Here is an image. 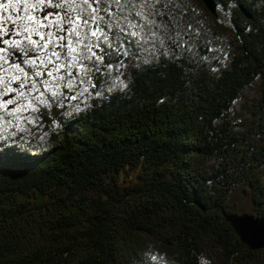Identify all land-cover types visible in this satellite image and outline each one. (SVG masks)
<instances>
[{"label":"trees","instance_id":"1","mask_svg":"<svg viewBox=\"0 0 264 264\" xmlns=\"http://www.w3.org/2000/svg\"><path fill=\"white\" fill-rule=\"evenodd\" d=\"M215 1L149 0L137 49L129 0L93 4L110 14L92 80L119 65L118 88L62 131L42 108L49 149L0 151V264H264L224 216L237 194L264 215V0Z\"/></svg>","mask_w":264,"mask_h":264},{"label":"snow or ice","instance_id":"2","mask_svg":"<svg viewBox=\"0 0 264 264\" xmlns=\"http://www.w3.org/2000/svg\"><path fill=\"white\" fill-rule=\"evenodd\" d=\"M82 2L88 8H91V12L87 16L79 13L76 15L71 14L76 13V8L72 7L76 3V0H58L55 4H53V0H36L35 3H31L30 0H15L16 4H23L25 6L23 8L24 14L18 15L15 19L0 16V45H3L0 46V73L7 74L9 67L17 69L20 73H24L23 77L19 74L13 75L7 84L5 83L4 75H0V110H7L8 114L12 116L29 111H38L36 104L47 103L43 99L46 91L51 90L53 97L57 95L55 89H59L61 87L59 81L64 80L63 70L67 69V75L72 77V80H69L64 86L71 88L74 86L75 81V76H73L71 69L76 66L77 61H80L81 69L88 68V66L83 64V61L91 60L96 56V53L92 51L91 44L84 42L87 36L82 34V30L85 28L91 30L92 26H95V30H91V36L97 37V34L103 31L99 27V21L104 19L100 15V12L109 13V9L93 7V4L100 5L102 0H82ZM115 2L119 4L120 0H115ZM148 2L149 0H140V10L136 14L148 25H154L156 22L149 19V16L143 11L144 5ZM152 2L154 5H159L161 0H152ZM45 4L61 9L64 12L59 22L49 19L53 15L51 12H46L42 19L32 14L38 5ZM12 5L13 0H8V3H0V9L7 11ZM65 5H68V8H65ZM56 15L59 16L60 14L56 13ZM5 19L11 20L13 24L12 29H9L6 24L2 23ZM53 25H56V32H65L67 35L58 36L53 31L47 33L40 31L44 27L51 28ZM132 26L135 28L136 24ZM189 28H191L190 25ZM131 34L133 36H140V33L137 31H133ZM34 35L39 36L40 39L34 40ZM5 36H9L10 38L4 39ZM12 36L20 37L21 39H13L11 38ZM150 36L155 38L156 33L151 32ZM105 39H107L106 36ZM141 39H143L142 36ZM57 41H66V43L58 44L56 43ZM29 45L32 47L29 48ZM50 45L52 46V50L49 52ZM57 48L66 49L67 53L64 54L63 51H57ZM10 49H13V51L10 52ZM15 49H20L23 57L17 55L14 51ZM33 49L39 53L35 58H33ZM82 49H86L91 55L85 54ZM97 59H102V57H97ZM22 64H27L35 70L29 75L21 66ZM5 65L9 67H5ZM43 75H46L50 79H41L39 85L32 79V76L42 77ZM15 82H19L18 88H11L9 85ZM41 86L44 91H41ZM84 91H87V89ZM12 92L16 93L15 97L7 100L2 99V97L9 96ZM97 94L99 95V93ZM28 97H31V99H28L27 103H21L22 100ZM9 105L16 106L9 109ZM3 119L4 116L0 115V120ZM29 122L31 123L32 121L29 120ZM152 259L156 260L157 258L153 257Z\"/></svg>","mask_w":264,"mask_h":264},{"label":"rangeland","instance_id":"3","mask_svg":"<svg viewBox=\"0 0 264 264\" xmlns=\"http://www.w3.org/2000/svg\"><path fill=\"white\" fill-rule=\"evenodd\" d=\"M33 2L34 1H32V3ZM129 2L130 4H128L127 8L125 9V14L131 15L132 18L124 17L123 20H120V23L123 25L121 26V28L123 29V33H125L129 40L133 41V44L136 45L135 47L137 49V46L140 45L141 41H143L141 39L142 34L140 31L139 23L141 21L144 22V20L136 14L137 11L140 10V0H129ZM0 3H8V0H0ZM19 5L21 4L15 5V1L13 0V5L9 7L7 11H3L2 9H0V14L1 12H4L6 17H11L15 19L18 15L22 14L18 12ZM47 7L51 6L47 5ZM72 7L76 8V13H71L72 15H76L77 13H79L83 16H87L90 13L88 6L86 5V7H84L83 3L80 0H76V3L73 4ZM65 8H68V5L65 6ZM143 11L147 14L148 11L146 9V4L144 5ZM34 12H36V14L40 16L45 15V13L48 11L46 10L42 12V9L37 6ZM52 13L53 17H50L49 19L56 20L57 22H59L60 17L64 15V12L61 9H58L57 12L60 14L59 16H57L54 11ZM133 24H136L135 28H133ZM85 29L87 30V28ZM85 29L82 30V34L87 36V39L84 42L87 44H91L92 51L96 53V56H94L91 60L83 61V64L88 66V68L81 69L80 61H77L76 66L71 69L73 76H75L74 86L71 88L64 86L68 83L69 80H72V77L67 75V69L63 70L64 80L59 81L61 87L59 89H55L57 91V95L53 97L51 94V90L46 91L44 93L43 99L46 100L47 103L36 104L38 111H29L22 114H16V116H12L8 114L7 110H0V115L4 116V119L0 120V151L6 149H15L19 152H26L28 155H36L44 150L49 149L50 134L47 131L48 125L47 122H45L39 115L42 108L47 110H56L57 116L56 114H49V124L55 122L58 116L62 121H70L77 118L80 112L90 107L93 101H97L99 98H101L102 95L107 96L113 91L117 90L119 85L118 80L120 79V77H118V73L120 72L119 65H116L115 71L111 73L113 74V76L109 77L112 78L110 83H107L106 85L102 86V84H99V82L97 83V81L92 80L93 77L91 76L92 71H90V66L93 65V67H98L100 59H97V57H101L100 43L104 44L105 37L104 35H99L97 36V40V37L87 35ZM40 31L44 33H47L49 31L56 32V25H53L51 28L44 27L40 29ZM133 31L139 32L140 36H133L131 34ZM57 33H63V35H67V33L65 32ZM37 37L40 38L39 36ZM73 39H75V37H73ZM56 43H66V41H57ZM28 47L31 48L32 46L29 45ZM51 50L52 46L49 48V52ZM56 50L63 51L64 54L67 53L66 49L62 50L60 48H57ZM82 51L87 55H91V53H88L86 49H82ZM34 52H36L35 49H33V53ZM49 67H51V65H49ZM23 68L25 72L29 73V75H31L35 70L29 67L27 64H24ZM16 74H19L18 70L10 67L7 74L0 73V75H4L6 84L10 81L11 77ZM19 75L23 77L24 73H20ZM32 79L35 80L39 85V81L41 79L50 78L46 75H43L42 77L32 76ZM9 86L11 88H18L19 82L11 83ZM85 89H87V91H84ZM41 91H44L42 86ZM97 93H99V95ZM15 95L16 93L12 92L9 96L2 97V99L7 100L12 97H15ZM28 99H31V97L22 100L21 103H27ZM33 103H35V101H33ZM15 106L16 105H9L8 108L11 109ZM29 120H31L32 122L30 123ZM9 121H11V123H9ZM53 125V127L50 126L51 131H62L61 126H59V123L55 122ZM235 202L236 203L234 205L233 212L251 213V203L246 197H241L239 196V194H237Z\"/></svg>","mask_w":264,"mask_h":264},{"label":"water","instance_id":"4","mask_svg":"<svg viewBox=\"0 0 264 264\" xmlns=\"http://www.w3.org/2000/svg\"><path fill=\"white\" fill-rule=\"evenodd\" d=\"M206 9L216 15L217 3L215 0H202ZM246 17L249 13L240 6ZM226 221L231 225L239 240L251 250L264 248V215L256 216L246 212L224 213Z\"/></svg>","mask_w":264,"mask_h":264},{"label":"flooded vegetation","instance_id":"5","mask_svg":"<svg viewBox=\"0 0 264 264\" xmlns=\"http://www.w3.org/2000/svg\"><path fill=\"white\" fill-rule=\"evenodd\" d=\"M0 46H2V45H0Z\"/></svg>","mask_w":264,"mask_h":264}]
</instances>
